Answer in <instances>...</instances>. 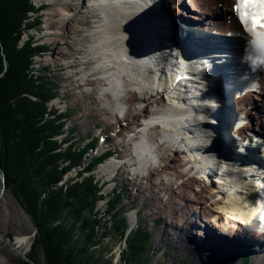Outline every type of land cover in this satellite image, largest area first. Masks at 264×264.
Returning <instances> with one entry per match:
<instances>
[{"label":"bare ground","instance_id":"6f19581e","mask_svg":"<svg viewBox=\"0 0 264 264\" xmlns=\"http://www.w3.org/2000/svg\"><path fill=\"white\" fill-rule=\"evenodd\" d=\"M46 1L59 2V5L45 12L48 28L39 35L43 42H54L60 47V53L65 54L67 51L63 47L71 43L68 35L80 29L78 22L84 23L83 31H88L89 39H93L88 41V53L81 60L90 63L87 72L84 65L80 67L83 71L80 81L85 92L88 95L98 93L97 105L102 106L110 124L117 125L124 116L130 121L129 125L122 124L120 133L110 135L117 143L131 142L128 161H124L126 156L109 158L101 165L104 172L112 177L125 163H131V173L148 179L147 187L163 188V198L170 206L176 202L175 195L185 191L189 199L195 201L194 208H187L183 201L176 204L179 207L177 216L171 221L175 229L172 230H178L180 234L179 247L187 246L186 254L191 253L197 262L227 261L228 256L222 259L219 256L225 254L224 251L233 256L229 249L238 242L244 243L249 237L264 239V201L258 204L260 198H264V93H260L264 90V46L259 42L260 30L250 32L248 23L235 16L232 9L237 1L83 0L88 3V8L91 6V13L98 12L93 19L94 28L90 26L91 18L85 16L87 8L82 0ZM220 2L224 3L225 9H220ZM191 9L196 12L192 16ZM199 16L206 21L204 26L193 23L192 18ZM225 16H231L230 25H227ZM181 31H184V37L180 36ZM251 39L253 42L249 44ZM197 43L201 45L199 48L190 46ZM43 52L46 51L42 50L41 56ZM191 53H196L193 55L197 58L186 66L200 76L194 85L187 81L191 87L186 91L187 99L185 88L176 91L170 72L183 68L186 62L179 58ZM48 57L49 54L43 61L50 63ZM33 58L32 67L34 60L38 61ZM170 89L174 92L168 93ZM191 99L195 102H190ZM200 110L209 116L206 120L190 116ZM249 117H253V121ZM60 142L66 145L67 152L69 145L73 149L67 139ZM185 149L195 152L187 155ZM234 155L242 156L248 163L254 161L248 168L250 172L244 168L243 162L239 168L225 171L222 164L228 163L229 157ZM74 157L69 167L80 165H76L79 159ZM86 157H90L91 164L97 158L84 155V167L89 165ZM207 170L219 177L217 185L206 183L205 176L200 175ZM151 174L153 177H149ZM107 185L114 186L103 183V187ZM2 186L0 231L16 232L23 226L22 205L19 206ZM203 222L206 228L201 230L199 223ZM182 238H185L184 246ZM4 240L12 251L22 252L29 236ZM194 241L202 250L194 247ZM0 249H3L1 244ZM7 260L0 252V264H6ZM263 263L264 255L256 260V264Z\"/></svg>","mask_w":264,"mask_h":264},{"label":"trees","instance_id":"16d2710c","mask_svg":"<svg viewBox=\"0 0 264 264\" xmlns=\"http://www.w3.org/2000/svg\"><path fill=\"white\" fill-rule=\"evenodd\" d=\"M31 8L29 0H0V169L6 175V189L22 205L37 232L27 255L38 264H148L143 258H148V250L154 247L152 242V248L148 247L149 238L142 230L133 231L126 240L119 263L106 259L111 244L104 242L106 232L98 239L99 221L94 211L99 196L93 178L59 185L66 173L60 170L61 162L72 153L56 152L60 147L54 139L58 127L46 115L53 87L46 79L37 85L27 72L31 58L39 50L30 43L17 47L23 20ZM30 95L39 101H33ZM83 153L76 156L84 158ZM121 198L117 196L111 203V212ZM113 216L114 236L124 238L123 219ZM107 233L112 234L110 230ZM168 260L163 264H169ZM243 262L248 264L247 259ZM21 264L30 263L21 261Z\"/></svg>","mask_w":264,"mask_h":264},{"label":"rangeland","instance_id":"374dc122","mask_svg":"<svg viewBox=\"0 0 264 264\" xmlns=\"http://www.w3.org/2000/svg\"><path fill=\"white\" fill-rule=\"evenodd\" d=\"M34 1H35V3H34ZM34 1L29 0L30 4L32 5V8L26 13L27 15H26V17L22 23V34H21V37H20V39L18 41V45H17V47L19 49L25 43L29 44V42H32V41H36V42H34L36 45H39V44L44 45L43 44L44 43L43 38H41L39 36L41 33L38 34V36L36 35V33L38 32V28H40L41 25H43L42 24L43 20H46L47 15H46V13H44V14L39 13V15H37L38 13L36 12V9L40 8L41 5H39L36 0H34ZM81 2H83V0ZM35 4H37V7ZM34 7H36V9ZM53 8H56V6L55 7L53 6L49 10H51ZM86 8H87V10H85L86 11L85 16H87L86 18L90 17L93 20L97 16L98 12L92 11V13H93L92 14L91 13V6H89V8L86 6ZM194 12H195V10L191 9L192 14L190 13V16H192L194 14ZM209 18H207V20ZM192 21H194L193 23L199 27L204 26L206 24L205 23L206 21L201 16H199L197 18H192ZM89 22H90V26L94 28V22H91V21H89ZM1 24L2 23H0V25ZM194 24H193V26H194ZM78 25L80 26L79 30L77 29L71 35L67 34L69 36L68 39H70V42L72 44L70 43V45L63 47L64 48L63 50L67 51L65 54L60 53L61 50L57 44H54V42L53 43L48 42V45H50L49 50H52V52L51 51H49L48 53L43 52V56H41L40 53L42 52V50H46L47 48L45 49V48L39 47L40 50L37 53H35V55L33 56V57L37 58V60H38L36 62V59L33 58V59H35L34 60L35 65L33 67V69H35V70H34V72H31L32 71V63H31L27 72L30 75V77H32L36 81L37 85H41L45 79L47 80V78L52 77L51 75L53 74V75L57 76V78L61 81L60 83L63 86L68 85L70 88H73V93L77 94L78 98H70L69 103L59 105L57 109H52L51 112L55 111L54 116H53V118L48 117L49 120L48 119L47 120L48 121H54L57 124V127L59 129L60 126H62L65 123V121L63 119V117H64L63 115L65 114V109L67 108V106L68 107L69 106L75 107V105H76L77 106V112L75 113V115L72 118L73 121L72 120L71 121L73 122L72 125H75L74 131H76L77 137L80 138L81 142H84L88 139H91L94 136L97 137L98 133L100 131L107 132L108 137H109V133L114 134V133H118V132L113 133L116 125L114 124L115 125L114 126L112 123L110 124V120L105 118L106 116L104 115V110L101 108L102 106L100 104L97 105L98 101L100 100L98 93L95 92V93H92L91 95L86 94L85 86L82 85L80 78H78V74L81 71L80 67L82 65V63H81L82 57L84 58V56H86L88 53L87 50H89L88 41L93 40V39H89V32L88 31H83V27L85 26L84 23L78 22ZM87 26H89V23H87ZM24 27H26V28H24ZM88 29H90V28H88ZM85 32H88V35H85ZM36 37H37V40H35ZM57 37L63 38L64 35H57ZM39 40H41L42 42L40 43ZM27 41H29V42L27 43ZM45 47H48V46H45ZM36 49H38V48H36ZM48 54H49V57L51 58V60L53 59L52 61L49 60V62L52 64L48 63V61H43L44 57L47 56ZM38 57H40V58H38ZM5 61L6 60H4V65H5ZM84 62H85V60H84ZM89 65L86 64V66H89ZM36 68L38 70H36ZM6 70H7V67L5 66L4 72ZM40 70H42L43 72ZM68 71H70L71 74H68L69 73ZM2 75H3V73H2ZM92 87L94 88V87H96V85H93ZM75 89L78 92H75L76 91ZM29 98L32 99L33 101H39L37 99V97L33 96V95H30ZM261 100H263V99H261ZM261 104H263V103H261ZM49 107H50V104H49ZM73 109L75 110V108H73ZM47 113H48V111H47ZM107 116L109 118L111 117L110 115H107ZM45 118H47V117H45ZM253 119H254L253 117H249V120L253 121ZM257 128L259 129V131H262V128H260L259 126H257ZM63 132L64 131L62 130V133ZM255 132L257 133L258 131L255 129ZM262 134H264V133L262 132ZM59 136L60 135L58 133L57 135H55L56 138H54L57 141V143H59V145H60V147L56 150V152L57 153H59V152L60 153H66L67 147L64 143L60 142L62 140H60ZM109 140H110V145H111L112 149L116 153H120L118 151L122 150V147H125L123 154L120 153V157L117 159H121L122 157L126 156V159L124 161H128L127 157L130 156V151H131L130 149H131V145H132L131 142L130 143L129 142L117 143L115 140H113V138H110ZM67 141H69V140L67 139ZM257 141L260 142V139H257ZM72 142H73V138H72ZM123 143H124V145H123ZM263 143H264V140H263ZM70 148L71 147L69 145L68 150ZM73 148H74V145H73ZM97 148H101V145L99 143H97ZM106 152H104V153L101 152L102 157L97 154V156H96L97 158L95 157L96 159L93 161L92 164L90 163V161H91L90 157H86V159H87L86 164H89V165L85 164L86 165L85 167H84L85 159H83V158H78L79 159L78 161L81 162L80 165H78V167L73 168L72 165H71V167H69V165L71 164L70 162L73 161L71 158H75L74 156H76V155L74 154V156L71 155V157L70 156L66 157V159L64 161H62L61 162L62 164L60 165V168H61L60 170H63V171L66 169L64 167H67L66 173L64 174V177L61 180L62 182L59 183V185H61V186L68 184V183H70V185H73L77 181L83 182L84 180H86L88 178H93V184L98 187V196H99L97 203H96V209L94 211V217L97 218L99 221L98 232L100 234L98 235V239H99L100 235L102 234V232H106L105 234H107V238L104 240V242L105 243L108 242L111 244V246L108 248V254L106 255V259L109 258V259H112L115 263H119L121 260L122 253L125 251L124 249L126 247V244H125L126 240H128L127 238L131 235V233H133V231L136 232V231L142 230L144 232V234H146L149 238L148 243H147L148 247L152 248V243L154 246L153 249L148 250L149 251L148 258L147 257L143 258V260L147 259L148 264H163L166 259H169L168 260L169 264H184V263H186L185 261H189V262L193 261L194 264H204V262H208V264H218L219 263V262H217V263L209 262L206 260H202L201 263L197 262V259L193 258V256L191 255L190 252H189L190 255L186 254L187 246L182 247V248L179 247V244H181L180 243L181 238L179 236L180 234H179L178 230H176V231L172 230V229H174V227L171 224L172 219L175 216H177V214H176L177 210L176 209H178L179 206L176 204H178L180 201H183L185 203L184 205H186L187 208H194L192 205H194V203H195L194 200L189 199L190 196L187 195L185 193V191H182L180 194L177 193L175 195L176 196L175 204L173 206L172 205L170 206V204H168V202H167V199L163 198L165 196L163 194V192H164L163 188L162 187H155V186L147 187L146 181L139 178V175H137V174L133 175L131 173L130 169H131L132 165H131V163H128V162L125 163V165L122 168L118 169V171L114 172V175L111 177V175H107V173H105L104 170L101 168V165L107 159L113 158V157H111V154L107 155ZM71 153H72V151H71ZM86 154H90V150L87 149V151H85L84 155H86ZM90 155H92V154H90ZM249 155H251L250 158H252L253 152H251V154H249ZM92 156H94V155H92ZM240 157L243 159L242 156H240ZM69 158L71 161L69 160ZM96 163H97V167H95ZM253 163H254V161L249 162V163L244 161L243 166L246 170H248V168L250 166H252ZM91 166L93 168H91ZM128 166L130 168H128ZM88 168H91V170ZM79 171L81 172V174L79 173ZM0 175H1V177H4L5 173L1 170ZM109 177L114 178V180L111 183L108 182V180L111 179ZM135 177H138V178L135 179ZM3 181H4V184H3ZM105 181L108 182L110 185L114 184V186L111 188L108 187V185L106 187H103L102 184ZM0 182H1L0 185H4V187L3 186L2 187L8 192V194L10 196H12L13 200L18 203V201L14 197L13 193L10 190L6 189V187H7L6 176H5V179L0 181ZM121 185L127 186V188H129V189L130 188L133 189L134 187H137L138 190L134 193H131L132 195L127 197L126 199L121 198L120 202L117 203V205H116L117 207L115 208V210L113 212H110L111 206H112L111 203L116 201L117 196L123 197L124 191L123 190L121 191V189L119 188V187H121ZM127 188L124 190H127ZM186 198H188L187 199L188 201L186 200ZM101 200H103V201L101 202ZM18 205H19V203H18ZM21 209H22L21 211H23V215H24L23 219L21 220V225H23V226H21V228L17 229L16 232H14L12 230H7V229H1V231H0V235L3 236L0 238L1 239L0 244L3 247V249H0V252L3 255H5L6 259H8L6 264H21V261H24V260H22V257H20L19 252H16L14 250L12 251V248H10L9 246H6L7 243L4 240V238L10 240L8 238V235L13 236L14 239L20 235L29 236L28 244L23 246L21 249V251L23 253L27 254L31 251V248H32L33 243H34V239H35L36 234H37L33 221L31 220L29 215L26 213V211L23 209V207H21ZM114 214H117L120 219H123V225H125L124 226L125 227L124 238H119L118 236H114L116 234L113 230V224H114L113 215ZM181 218L182 217H179V219H181ZM176 221H178V220H175V222ZM204 223L205 222H203L202 224L199 223V227H201V230H202V228H203V230H204V228H206L204 226ZM168 224H169L170 228L168 230H166L165 228ZM156 225H158L159 228H156L155 227ZM196 228L198 230L197 225H196ZM207 228L210 229L211 227L208 226ZM109 230L112 234H110L108 236L107 232H109ZM194 231L195 230H193V232ZM173 235H174V237H173ZM108 238H110V239H108ZM184 239L185 238H182V245H183V243L185 244ZM194 242H195L194 247L197 249H201L198 246H196V241H194ZM162 245H164V246L161 249ZM169 249H171V250H169ZM229 250H232V252L234 253L233 256L229 255L230 252L226 253V251H224L225 254L220 255L219 258L222 259V257L228 256V258H230L232 264H241V263L244 264V262L242 261L243 260L242 258L248 257L249 258V259H247L248 264H256V260L264 255V252H263V254L259 253L262 250L264 251V239L263 238H256V237H249L247 239V241H245L244 243L238 242L235 247H233ZM169 252L171 253L170 255L168 254ZM167 255H169V257H167ZM239 259H240V261H239ZM231 262H229V263L231 264ZM36 264H38V263H36Z\"/></svg>","mask_w":264,"mask_h":264},{"label":"snow or ice","instance_id":"6c2138e0","mask_svg":"<svg viewBox=\"0 0 264 264\" xmlns=\"http://www.w3.org/2000/svg\"><path fill=\"white\" fill-rule=\"evenodd\" d=\"M244 17L252 21L254 29H264V0H244Z\"/></svg>","mask_w":264,"mask_h":264},{"label":"water","instance_id":"95a60500","mask_svg":"<svg viewBox=\"0 0 264 264\" xmlns=\"http://www.w3.org/2000/svg\"><path fill=\"white\" fill-rule=\"evenodd\" d=\"M4 179H5V176L2 177V180H4ZM3 184H4V181H3ZM3 187H4V185H3ZM8 238H9L11 241L14 239L13 236H11V235H8ZM19 255H20V257H22V259H23L24 261H26V262H28V263H30V264H36L34 261H32V260L26 255V253L19 252Z\"/></svg>","mask_w":264,"mask_h":264}]
</instances>
